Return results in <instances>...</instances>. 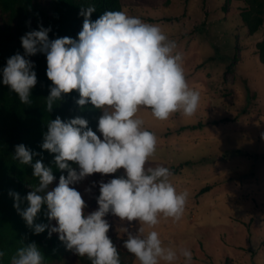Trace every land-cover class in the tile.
<instances>
[{
  "label": "clouds",
  "instance_id": "clouds-1",
  "mask_svg": "<svg viewBox=\"0 0 264 264\" xmlns=\"http://www.w3.org/2000/svg\"><path fill=\"white\" fill-rule=\"evenodd\" d=\"M94 4L82 8L84 17L78 39L69 37L50 40V28L42 25L21 39L24 55L19 53L7 59L2 70V83L14 92L20 102L31 105V90L37 84L34 64L26 59L37 53L46 54L47 78L52 82L50 94L44 103L51 112L62 94L79 92L76 101L81 108L91 104L102 110L98 120V136L88 127V121L76 117L62 121L60 117L48 123L44 134L43 150L55 154L54 164L67 176L60 175L58 185L53 169L39 155L25 145L15 147L14 159L31 165L37 180L24 198L28 206L21 210L19 194L10 192L14 208L40 234L49 229L68 250L87 257L90 264H121L119 251L107 233L111 225L105 217L111 213L120 221L138 222L133 232L128 227L123 247L138 264H193V253L188 248L165 246L158 231L154 230L161 217L178 222L186 209L189 193L178 192L172 182L173 173L165 166H148L154 158L158 140L144 127L138 115L141 108L150 110L157 120H167L180 113L192 117L197 112L200 93L187 83L183 55L177 51L176 41L170 39L157 24L145 22L126 11H105L95 21L91 15ZM69 162L78 165V171ZM123 175L107 182L99 181L98 209L86 214L87 207L75 185L88 176ZM93 182L92 187H95ZM91 187L85 189L91 192ZM49 221L58 226L34 224L42 206ZM7 255L0 250V261ZM45 258L35 243L18 247L9 264H44Z\"/></svg>",
  "mask_w": 264,
  "mask_h": 264
},
{
  "label": "rangeland",
  "instance_id": "rangeland-1",
  "mask_svg": "<svg viewBox=\"0 0 264 264\" xmlns=\"http://www.w3.org/2000/svg\"><path fill=\"white\" fill-rule=\"evenodd\" d=\"M39 2L50 11L51 0ZM120 3L121 10L159 25L176 41L187 83L200 93L192 117L175 113L161 121L148 109L138 113L158 140L148 166L168 167L177 191L189 193L182 219L161 217L154 230L165 246L191 250L193 264H264V65L256 53V43L264 39V24L255 33L248 32L240 16L247 6L244 1ZM5 19L0 12V20ZM98 136L103 138L99 132ZM123 174V169L104 176L95 173L71 185L85 200L86 214L98 209L99 181ZM58 182L54 180L50 188ZM25 191H32V184ZM105 219L111 225L107 235L116 240L125 260L138 264L124 249L127 234L121 231L128 227L135 232L138 222H122L111 213ZM48 225L58 226L55 220H48ZM50 264L81 263L70 250ZM177 264H184L183 258Z\"/></svg>",
  "mask_w": 264,
  "mask_h": 264
},
{
  "label": "trees",
  "instance_id": "trees-1",
  "mask_svg": "<svg viewBox=\"0 0 264 264\" xmlns=\"http://www.w3.org/2000/svg\"><path fill=\"white\" fill-rule=\"evenodd\" d=\"M244 1L247 6L241 11V19L250 34L255 33L264 24V0H236ZM94 4L96 11L91 20L95 21L105 11H120V0H51L50 11L42 6L39 0H0V12L6 15L4 22L0 20V250L7 255L0 264H9L10 257L18 247L35 243L43 254L44 264L61 260L70 252L56 235L49 238L48 228L40 234L26 225V222L14 208L15 199L10 192L19 194L20 208L25 209L28 202L24 199L29 192L25 191L27 184L35 185L37 180L33 176L31 165H23L14 159L15 147L25 145L39 155L33 157L32 163L41 160L46 167L53 169L55 180L60 175L67 176V171L61 172L54 164L55 154L43 150L44 134L48 131V123L60 117L62 121L81 117L88 121V127L98 135V120L100 109L90 103L84 107L77 105L79 92L62 94V99L54 103L51 112L46 110L45 99L50 94L52 82L47 78L46 54L37 53L26 59L34 64L37 84L31 90V105L22 104L18 96L2 83V70L7 59L19 53L24 55L21 37L32 30H39L42 25L50 28L49 39L69 37L78 39L82 30L84 17L79 13L82 8ZM256 53L264 65V39L256 43ZM78 171V165L69 162ZM208 187L201 190H207ZM46 205L42 206L34 224H48L45 215ZM119 251L121 264H129L124 252L113 237H109ZM78 259L81 264H90L87 257Z\"/></svg>",
  "mask_w": 264,
  "mask_h": 264
}]
</instances>
